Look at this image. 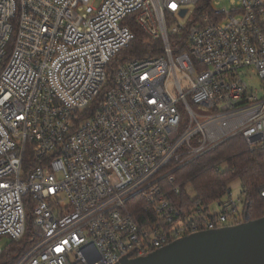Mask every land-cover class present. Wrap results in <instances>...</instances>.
<instances>
[{
    "label": "built area",
    "instance_id": "1",
    "mask_svg": "<svg viewBox=\"0 0 264 264\" xmlns=\"http://www.w3.org/2000/svg\"><path fill=\"white\" fill-rule=\"evenodd\" d=\"M201 1L0 0V240L32 223L9 264H118L245 222L231 190L208 214L171 201L174 172L228 140L264 150V0ZM134 27L157 56H120Z\"/></svg>",
    "mask_w": 264,
    "mask_h": 264
},
{
    "label": "trees",
    "instance_id": "2",
    "mask_svg": "<svg viewBox=\"0 0 264 264\" xmlns=\"http://www.w3.org/2000/svg\"><path fill=\"white\" fill-rule=\"evenodd\" d=\"M211 0H202L200 6H206ZM136 39L120 56L142 59L157 56L161 43L154 42L140 29L134 27ZM121 58V57H120ZM175 184L181 187L179 195L171 201L183 216H193L199 208L208 214L215 202L225 197L233 182L239 181L244 196V212L248 209L250 221L264 218V198L261 189L264 186V150H252L243 136H236L201 157L182 166L174 172ZM191 185L194 197L189 196L185 187ZM134 205V206H133ZM132 213L136 222L144 226L155 215L146 212V205L137 198L132 204ZM245 215L241 216L243 220ZM202 224L201 220L197 221ZM32 233L30 222L25 236L19 242L11 241L4 248L0 264L10 261L29 245Z\"/></svg>",
    "mask_w": 264,
    "mask_h": 264
},
{
    "label": "water",
    "instance_id": "3",
    "mask_svg": "<svg viewBox=\"0 0 264 264\" xmlns=\"http://www.w3.org/2000/svg\"><path fill=\"white\" fill-rule=\"evenodd\" d=\"M118 264H264V218L250 221L247 209L242 224L190 234Z\"/></svg>",
    "mask_w": 264,
    "mask_h": 264
},
{
    "label": "rangeland",
    "instance_id": "4",
    "mask_svg": "<svg viewBox=\"0 0 264 264\" xmlns=\"http://www.w3.org/2000/svg\"><path fill=\"white\" fill-rule=\"evenodd\" d=\"M231 0H221V7H228L230 6ZM240 74L244 77V79L248 82L251 89H260L261 88V81L259 77L257 76L256 71L253 68L249 69H242L240 70ZM185 190L189 194V196L194 197V191L192 189L191 185H187L185 187ZM230 190L232 191V196L235 200H238L239 197L242 201H244V196H242V186L239 181H235L231 184ZM243 208V204H242ZM215 213L218 212L217 209L214 210ZM244 220V219H243ZM241 220V221H243ZM11 243V241L7 238H3L0 240V246L4 249L6 246H8Z\"/></svg>",
    "mask_w": 264,
    "mask_h": 264
},
{
    "label": "snow or ice",
    "instance_id": "5",
    "mask_svg": "<svg viewBox=\"0 0 264 264\" xmlns=\"http://www.w3.org/2000/svg\"><path fill=\"white\" fill-rule=\"evenodd\" d=\"M171 7H172L173 9H175V8L177 7V5H176V4H172Z\"/></svg>",
    "mask_w": 264,
    "mask_h": 264
}]
</instances>
